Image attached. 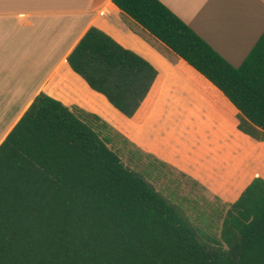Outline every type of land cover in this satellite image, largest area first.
I'll use <instances>...</instances> for the list:
<instances>
[{
    "label": "trees",
    "instance_id": "trees-1",
    "mask_svg": "<svg viewBox=\"0 0 264 264\" xmlns=\"http://www.w3.org/2000/svg\"><path fill=\"white\" fill-rule=\"evenodd\" d=\"M113 2L229 98L241 131L264 140V33L236 67L163 1ZM68 62L127 117L158 76L149 60L95 26ZM115 135L96 113L36 97L0 144V264H264L263 178L226 206L219 234L204 243L125 165Z\"/></svg>",
    "mask_w": 264,
    "mask_h": 264
},
{
    "label": "crops",
    "instance_id": "crops-1",
    "mask_svg": "<svg viewBox=\"0 0 264 264\" xmlns=\"http://www.w3.org/2000/svg\"><path fill=\"white\" fill-rule=\"evenodd\" d=\"M239 67L264 33V0H161ZM149 60L158 76L133 117L76 73L68 56L91 27ZM113 0H0V144L40 93L101 116L116 134L194 180L225 206L258 177L264 140L240 111Z\"/></svg>",
    "mask_w": 264,
    "mask_h": 264
},
{
    "label": "rangeland",
    "instance_id": "rangeland-1",
    "mask_svg": "<svg viewBox=\"0 0 264 264\" xmlns=\"http://www.w3.org/2000/svg\"><path fill=\"white\" fill-rule=\"evenodd\" d=\"M116 150L125 165L144 176L190 221L205 243L220 232L226 206L206 189L175 168L159 161L115 135Z\"/></svg>",
    "mask_w": 264,
    "mask_h": 264
}]
</instances>
